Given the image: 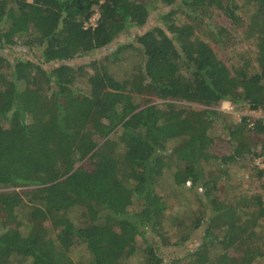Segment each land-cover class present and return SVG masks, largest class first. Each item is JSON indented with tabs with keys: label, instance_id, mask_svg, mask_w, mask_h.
I'll use <instances>...</instances> for the list:
<instances>
[{
	"label": "trees",
	"instance_id": "1",
	"mask_svg": "<svg viewBox=\"0 0 264 264\" xmlns=\"http://www.w3.org/2000/svg\"><path fill=\"white\" fill-rule=\"evenodd\" d=\"M156 4L172 9L134 43L70 63L144 28ZM223 102L264 112V0H0V264H264V118L228 121ZM223 136L227 156L212 150ZM239 162L261 194L222 200ZM167 177L194 194L175 217ZM202 230L165 261L161 246Z\"/></svg>",
	"mask_w": 264,
	"mask_h": 264
},
{
	"label": "rangeland",
	"instance_id": "2",
	"mask_svg": "<svg viewBox=\"0 0 264 264\" xmlns=\"http://www.w3.org/2000/svg\"><path fill=\"white\" fill-rule=\"evenodd\" d=\"M155 9L156 10L152 12L151 20L144 28H132L129 31L121 34L108 48L97 51L91 57L75 60L70 63L74 66H79V65H82L83 63H87L95 59H101L102 57H105L107 55H112V53H114L120 46L129 44V43H134L137 36L143 34L148 29L159 24V21H158L159 13H167L172 9V7L170 6L168 7L164 5L158 7V5L156 4ZM213 18L214 19L212 21V25L226 26V28L229 29L228 31L231 33L230 36H235L236 33L241 31L238 29H233V26L229 23L227 18L222 15L215 14ZM229 37L227 36V34H224L222 37L223 40L221 41V45L212 44V46L217 50L218 54L222 58H224V60H226V54L224 52V49L229 51V49L233 48L231 40H228ZM237 49L238 47L236 48V51ZM1 53L8 54L11 57V59H15L17 56H21L23 58H30V59L36 60L35 58L37 57V55H34L33 53L28 52L26 48H21L16 51V50H13L7 47L6 50H2ZM51 66L53 65L51 64ZM126 66H127L126 62L122 64L117 63L115 65V68L117 70H122ZM157 102L159 101L157 100ZM187 105L190 106V108L194 110L204 109L202 106L197 105V104H187ZM220 111L224 113L225 117L228 118V121H232V120L238 121L242 118V116H248L247 113L248 114L252 113V112H248L249 109H247L246 106L242 105L241 107L240 106L234 107L230 102H223L221 104ZM254 116H256V114ZM249 118L253 119V117H250V116ZM222 138L223 140H218V141L213 140L212 150L216 152V154L219 156H227L230 154L231 147H230V144H228V142L225 141V138H227V136L225 137L223 136ZM207 162L208 160H206L205 163L207 164ZM243 164L244 163L242 162L234 163V165L232 166V171L230 172L229 178L223 180L220 183L218 193L221 195L222 200H225L227 198H230L229 200H231L232 196H235L236 200H238L239 197L241 198L242 196L243 198L250 199V196H253L254 194L255 195L261 194L260 184L257 181V179L254 178L256 173L252 172L249 165L245 164L247 166L243 167L242 166ZM215 170L216 168L212 169L211 172H214L213 174H216ZM171 182H172V179L170 177H167L163 184L164 189L162 188L163 189L162 191L168 192L170 195H172L170 200H168L167 202L170 207L169 213L172 214L171 215L172 217H175V213L177 211H179L182 208L185 209V208L190 207L189 203H190L191 197H193L194 194L189 189H186L181 192L182 199H179L180 196L176 195L178 191L172 187ZM187 185L190 186L191 182H189ZM200 190L202 189H199V192H202ZM175 195L177 196V198H175ZM224 203L226 202L224 201ZM260 225L261 226L258 225L257 227L254 228V233H258L259 235L262 233L261 231L264 228V221H261ZM183 231L184 230H181V232ZM203 234H204L203 230L194 233L191 240L181 247L161 246V255L165 258L166 262L172 261L174 258L183 257L189 251L197 249L198 245L202 241ZM173 237H175V234L173 235ZM234 255L235 254L232 253V256Z\"/></svg>",
	"mask_w": 264,
	"mask_h": 264
},
{
	"label": "built area",
	"instance_id": "3",
	"mask_svg": "<svg viewBox=\"0 0 264 264\" xmlns=\"http://www.w3.org/2000/svg\"><path fill=\"white\" fill-rule=\"evenodd\" d=\"M99 18H100V16L98 13L94 14L90 20V25L96 26ZM248 112H252L251 114L247 113V115L250 117H253V119L264 118V112L262 110H257V111L249 110ZM255 114H256V116H254ZM251 121H252V119H251ZM253 124H254V122L252 121L251 125H253ZM256 165H258L260 168H264V157L256 160Z\"/></svg>",
	"mask_w": 264,
	"mask_h": 264
}]
</instances>
